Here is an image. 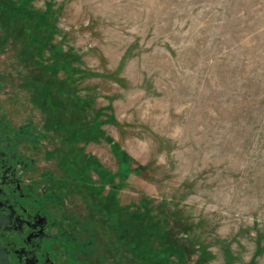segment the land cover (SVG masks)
<instances>
[{
	"label": "rangeland",
	"instance_id": "1",
	"mask_svg": "<svg viewBox=\"0 0 264 264\" xmlns=\"http://www.w3.org/2000/svg\"><path fill=\"white\" fill-rule=\"evenodd\" d=\"M0 132L61 264H264V0H0Z\"/></svg>",
	"mask_w": 264,
	"mask_h": 264
},
{
	"label": "flooded vegetation",
	"instance_id": "2",
	"mask_svg": "<svg viewBox=\"0 0 264 264\" xmlns=\"http://www.w3.org/2000/svg\"><path fill=\"white\" fill-rule=\"evenodd\" d=\"M9 138V137H8ZM0 132V262L61 264L56 259V222L36 189L18 172L24 160Z\"/></svg>",
	"mask_w": 264,
	"mask_h": 264
},
{
	"label": "water",
	"instance_id": "3",
	"mask_svg": "<svg viewBox=\"0 0 264 264\" xmlns=\"http://www.w3.org/2000/svg\"><path fill=\"white\" fill-rule=\"evenodd\" d=\"M0 264H3L2 262H0Z\"/></svg>",
	"mask_w": 264,
	"mask_h": 264
}]
</instances>
